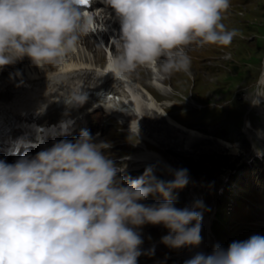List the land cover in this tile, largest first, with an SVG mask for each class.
I'll return each mask as SVG.
<instances>
[{"label": "rangeland", "instance_id": "rangeland-1", "mask_svg": "<svg viewBox=\"0 0 264 264\" xmlns=\"http://www.w3.org/2000/svg\"><path fill=\"white\" fill-rule=\"evenodd\" d=\"M187 1L192 6L196 4L195 2L201 0ZM199 3L208 5L205 12L206 17H203L207 30H205L206 33L201 38L192 42L185 41L186 44L184 43L183 45H181V42H176L175 40L183 41L185 37L167 39L165 43L173 44V50L169 46H163V48L158 49L160 51L163 49L166 50L159 52L163 54V57H157L156 51L148 54L139 51L144 55L142 60L141 54H139L140 57L136 65L126 60L123 61V66L124 70L130 72L144 70L142 74H136L134 76L135 78L143 79L144 82L150 80L155 75L166 80L164 88L170 90L169 97L171 98L160 97L159 102L168 103L171 105L170 107L174 106L170 111L175 113L174 116L180 119L182 116H186L188 118V122L186 121L187 126L193 127L195 125L198 128H204L202 131L214 141L221 138L225 140V144H233L231 140L226 141L223 135H227L230 132V135L235 137L240 135L241 137L245 119L249 121L251 126L255 125L254 119H256V111L251 112L248 107L250 105V98L254 96V91L257 89L256 84L259 77V81H262L261 93L264 94V0H202ZM187 12V9H181L171 12L169 15L181 14L187 17ZM211 33H213L212 36H210ZM92 41L96 49L99 48L100 50H98L101 53V56L95 58L97 66L103 67L105 61L108 59L105 55V47L95 36L92 38ZM38 44L34 47H48L51 46L52 42L43 45L38 42ZM162 44L164 45V43ZM91 46L93 45L91 44ZM26 47L29 46L27 45ZM23 49L21 48L20 50ZM28 51V58L34 60L35 48H31ZM123 51L121 49L116 50L113 58L118 61L120 58L117 56L121 55ZM95 53L96 50L94 51L93 47H89L87 56L90 57L91 54L94 55ZM27 54L24 55L26 56ZM150 54H155L154 57L158 60L160 67H146L150 65L145 63L147 60H143L151 57ZM24 55L22 56L25 57ZM9 57L13 60L17 58L16 55ZM149 60L147 62H153ZM48 64L50 65L48 69L55 72L58 69L59 60L57 61L55 56L50 57ZM158 68L163 72L158 71ZM2 69L7 70L4 66ZM5 75H7V72H1L2 77L0 78H6L7 76ZM118 129H120L118 122H116L114 127L108 126L105 128V131L109 132V135H114L112 141L119 139L116 137V130ZM201 135L206 136L204 134ZM242 137L244 138V136ZM121 139L116 141L118 142V146L116 145L115 149H113V151H117V155L115 152H111V158L124 154L125 147H122V144L125 141L123 142ZM92 142H98L101 145L107 144L103 135L95 138ZM240 149L244 150L245 148ZM247 149L245 150L247 151ZM164 157L171 159L175 164L179 165L176 169L180 174L197 182L199 185H210L212 187L210 189L212 194H215V186L221 183L222 172L229 169L227 168L225 170L224 167H221L222 163L220 161H213L207 155L198 162L202 164L193 162V165H199L197 167L190 165L188 162L189 159L181 158V160H177L179 162H176L173 155H170V157L165 155ZM262 166L264 168L263 164ZM205 174L209 175L205 176ZM247 174L248 180L250 181L249 184H255L257 177L263 179L264 183V178H262L261 173L257 174L251 165L240 166L235 169V174L231 178L230 189H234V185L241 179V175L245 176ZM161 181H163L162 175L159 172L153 173L151 182L152 192L144 189L139 193L137 200L157 199L161 197ZM239 185L243 184L241 183ZM259 186L258 191H263L264 184ZM231 194L233 192L227 193V196L232 198ZM235 194L243 196V193L239 190ZM155 211L151 212L155 214ZM252 212L259 217H264V208L261 206L258 210L254 209ZM165 215L168 218V225L174 224L175 226L173 227L181 230L179 217L175 210L170 208ZM251 220L248 217V213L243 212L241 208L237 207L233 218L225 226L228 229L231 228V231L238 233L241 237L247 239V241H250L254 249L264 251L261 243L263 237L258 234L257 230L252 229L250 226L252 224ZM113 223L115 224L113 226L114 228L109 227L103 231V240L114 242L115 239H119L120 237L126 239V237L132 235L136 230L142 233L146 226L152 225L155 222H148L144 215L138 212V214L130 216L128 219L127 216L123 215L120 220ZM103 240L100 238L97 239V241L105 243L106 241L103 242Z\"/></svg>", "mask_w": 264, "mask_h": 264}, {"label": "bare ground", "instance_id": "bare-ground-1", "mask_svg": "<svg viewBox=\"0 0 264 264\" xmlns=\"http://www.w3.org/2000/svg\"><path fill=\"white\" fill-rule=\"evenodd\" d=\"M189 7L190 5L185 9ZM176 15L181 16L180 14ZM124 35H126L124 28L119 25L117 18L106 17V14L97 15L96 11L88 13L86 17L78 16L77 13H53L45 21L25 24L18 30L12 26L1 27L0 77H2L1 72H7V75H5L7 77L0 78V108H3L5 113L7 112L10 115L30 110L42 112V109L52 106L56 100L76 94L79 87L94 91L112 89L117 94L114 100V102L116 101L114 105L116 109L114 110L115 118L119 119L122 125L125 122L132 121L130 126L137 128L139 135H144L151 139L153 149L148 147L151 149L149 150L145 146L146 151H144L142 157L146 164L158 170L162 178L167 181L185 183L176 169L179 165L175 164L171 159L165 158V155L169 157L173 155L176 162H179L177 160H181V158L189 159V164L195 167L199 166L198 164H202L198 162L206 155L209 159L220 161V163L224 164L221 161L223 160L222 153L225 152L228 145L223 144V141H214L208 136L203 137L192 129L188 130L182 126L178 129L176 122L174 123L169 116L173 107H170L171 105L168 103L158 101L160 97L166 98L170 96V90L164 88L166 80L155 75L144 82L143 79L134 77L136 74H142L144 70L131 72L124 70L123 61L128 60L136 65L140 57L139 54L142 52L150 53L145 50L147 48L141 50V53L135 50L133 48V44L137 43L135 38L126 42L123 47V44H120L118 39H121ZM94 36L104 45L106 50L105 55L108 59L106 58L107 60L103 67L97 66L96 63L95 58L101 56V53L100 49L98 47L99 50L96 49L92 41ZM175 41L181 42V45L187 42L184 40ZM38 42L42 45L50 42L52 44L48 47H34L39 45ZM145 42H148V40ZM27 45L29 47H26ZM152 45H158V49L163 48V46H169L173 50V44L171 43L164 45L162 43H153ZM145 46L147 47V44ZM89 47H93L94 51L96 50V53L94 55L91 54L90 57L87 56ZM21 48L24 49L20 50ZM28 48H35L34 60L28 58V50H30ZM118 49L124 51L117 56L120 58L117 61L113 58V55L115 56V51ZM162 51L166 50L156 51L157 57H163V54L159 53ZM24 54L27 55L25 56ZM11 55H16L17 58L14 60L10 59L9 56ZM53 56H55L57 61L59 60V66L55 72L48 69L50 68L48 59ZM154 56L155 54H152L151 57L143 60L148 61L151 59L153 61L152 63L146 61L145 63L150 65L146 67H160L158 60ZM142 58H144L143 54H141V60ZM3 66L8 71L2 69ZM141 67L143 66L141 65ZM158 71L163 72L159 68ZM13 80H20L21 82L31 81L33 89L15 90L11 84ZM258 81L254 96L252 98L249 97L250 105L248 108L251 112L256 111L258 114L262 112L264 115V95L261 93L262 81H259L260 83ZM58 83H65L68 88L64 92L50 96L51 91L55 90ZM36 91L40 94H37ZM82 97L83 94L81 92L75 96L78 99ZM121 109H132L133 111L126 113ZM244 122V128L249 129L250 123L246 119ZM257 134L259 136L257 138L264 139V134L260 132ZM95 143V145L98 144V142ZM154 149L157 152L153 151ZM193 162L198 164L193 165Z\"/></svg>", "mask_w": 264, "mask_h": 264}]
</instances>
